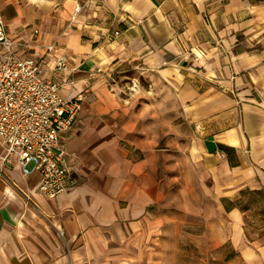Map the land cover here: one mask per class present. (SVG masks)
Segmentation results:
<instances>
[{
  "label": "crops",
  "instance_id": "1",
  "mask_svg": "<svg viewBox=\"0 0 264 264\" xmlns=\"http://www.w3.org/2000/svg\"><path fill=\"white\" fill-rule=\"evenodd\" d=\"M0 8L81 100L62 142L73 188L49 199L0 160V264H264L263 3L87 0L51 34L27 1ZM59 55L70 69L51 70Z\"/></svg>",
  "mask_w": 264,
  "mask_h": 264
},
{
  "label": "built area",
  "instance_id": "2",
  "mask_svg": "<svg viewBox=\"0 0 264 264\" xmlns=\"http://www.w3.org/2000/svg\"><path fill=\"white\" fill-rule=\"evenodd\" d=\"M81 9L77 4L75 13ZM57 47V42L46 46V56ZM25 50L27 44L9 36L0 8V160L8 165L16 161L26 176L38 173L39 191L55 199L76 185L62 142L80 115L81 100L62 96L59 84L46 75L49 63ZM70 61L66 55L56 56L50 68L70 69ZM96 72L104 73L99 68Z\"/></svg>",
  "mask_w": 264,
  "mask_h": 264
},
{
  "label": "rangeland",
  "instance_id": "3",
  "mask_svg": "<svg viewBox=\"0 0 264 264\" xmlns=\"http://www.w3.org/2000/svg\"><path fill=\"white\" fill-rule=\"evenodd\" d=\"M20 1H27V3L30 4V7L32 6L33 9H35V15L37 16V28L44 30L47 34H51L55 30L59 29L60 32L65 29H70L72 26L73 30H77V26L74 27L71 22H73L75 19L73 16H75V9L77 4H81L83 9V2L85 4L87 3V0H20ZM260 3H263L264 0H255ZM85 7V5H84ZM88 8H84L82 11L81 16H75L76 18H79L80 20L84 19V16H87L89 13ZM38 37V36H37ZM119 80V79H118ZM125 81H128L125 87V91H122L123 95L127 96H133L136 95L138 92V89L140 86V83L138 81L134 80H128L125 79ZM32 165H29V168H31Z\"/></svg>",
  "mask_w": 264,
  "mask_h": 264
}]
</instances>
